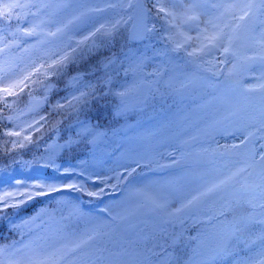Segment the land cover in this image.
Wrapping results in <instances>:
<instances>
[{
	"label": "snow or ice",
	"instance_id": "1",
	"mask_svg": "<svg viewBox=\"0 0 264 264\" xmlns=\"http://www.w3.org/2000/svg\"><path fill=\"white\" fill-rule=\"evenodd\" d=\"M145 41L162 43L170 68L143 71L149 58L127 45ZM223 68L228 71L218 70ZM120 69L125 81L129 73L140 79L120 83ZM245 72L251 75L243 77ZM65 77L69 94L52 105L53 112L71 109L79 116L111 97L117 117L144 115L168 99L170 114L129 126L143 131L103 153L123 149V163L106 169L108 175L86 160L57 164L74 144L88 141L95 148L105 135L98 123L77 119L76 139L49 143L40 134L48 116L25 119L47 106L52 78ZM220 77L232 87L221 90ZM37 88L43 98L33 97ZM25 90L30 107L23 111L16 105ZM0 104V123L13 125L3 133L10 141L0 155L15 157L30 148L38 153L31 161L13 158L9 167L43 162L54 173L7 188L0 183V222L7 221L16 237H0L6 241L0 264H264V0H0ZM5 109L18 114L4 116ZM227 128L243 139L213 147ZM91 155L96 160L95 151ZM69 191L81 194L77 202L65 198ZM53 194L57 204H71L68 216L57 218L48 206L21 215ZM83 197L103 206L85 212ZM237 209L249 211L235 215ZM73 217L86 227L74 226ZM200 225L212 226L210 237L201 239V228L185 240ZM181 242L179 253L169 252ZM191 244L196 246L184 260Z\"/></svg>",
	"mask_w": 264,
	"mask_h": 264
},
{
	"label": "rangeland",
	"instance_id": "2",
	"mask_svg": "<svg viewBox=\"0 0 264 264\" xmlns=\"http://www.w3.org/2000/svg\"><path fill=\"white\" fill-rule=\"evenodd\" d=\"M14 27H15V25L13 26V28ZM23 27H29V25L27 23H24L23 24ZM189 35L195 36L196 33L195 32H190ZM8 39H11V37H8L6 35V41ZM28 43H32V41L29 40ZM154 44L155 43L152 42V41H147L144 44H140V45H130V46H128V48H131L133 50H137L138 49L139 50V53H143L144 55H146L149 58V61L147 63V66L143 69L144 72H152V71H154L157 68V66H159V69L160 70H163L165 68H170L171 67V64L169 63L170 58L163 55V47L153 46ZM146 45L148 46V51L147 52H145V46ZM119 47L120 46H118L117 49H119ZM229 67H231V65H229ZM227 71H228V69H227ZM120 72H121V77L119 79V82L120 83H128V84H131L134 79H136L137 81L140 79L138 76L134 77L132 73H129L128 78H127V81H125L123 79V69H120ZM187 72L188 73H193V72H195V69L188 70ZM242 76L243 77H247V75L245 73H243ZM212 83L213 84H216L217 82L212 81ZM248 83H253V81H248ZM232 85H233V82L230 83L226 87H220V89L221 90L230 89L232 87ZM42 92L45 93L43 90H42ZM68 94L69 93L67 91V94L66 95H68ZM32 95L35 98H43L44 97V95H42L40 93H37V92L32 93ZM100 102H101V105L103 107L110 108L111 109L112 116L114 117V115H113L114 105L117 103V101L113 100L111 97H108L106 100H101ZM200 102L201 101H197V103H200ZM165 103H167V101ZM155 105H154L153 108L148 109L147 113H145L144 115H141V114L136 113V112H129L126 115H122V116L117 117V119H119V118H123V117L128 116V115H136L137 119L136 120H133V121L132 120H129V121L123 122L121 124H117L116 123V125L112 126V129H111L110 132H107L105 130L99 131V132H104L105 133V135L103 137H101L102 143H99V145L97 147H95V148H94L93 145H91L89 143L88 149L86 150V154L85 155L78 157V159L76 161L66 160V162L63 161L62 163H64V166H68L69 163H73L74 164L78 160H86L89 163V165H93L94 166V170L95 171L100 172L101 175H108L109 173L107 171H105L106 169L115 167L118 163H123V161L120 160L121 152L123 151V149H121V152H115V154H111L109 156H105V155H103V153H105V152L111 153L112 152V149H114L117 144H119L122 141H124L127 136H133V135H136L137 132H142L143 131V127L138 128L135 131H133V130L130 129L129 126L136 125L138 121H140L142 119H146L147 116H156L157 118H159L161 116H164L159 111L160 110V109H158L159 106H156L155 107ZM28 107H30L29 100L27 101V103L25 104V106L22 109H20V110L26 111ZM192 107H193V105L191 103H189L187 105V108L189 110ZM69 110L70 109H68L67 111H69ZM88 112H89V110H87L86 114L85 113H81V114H79V116L76 113H74V117L71 118V121H70V125L69 126L70 127L71 126L77 127L76 126L77 119L85 120V116L88 115ZM16 114H18V113L12 112L10 114H6V116H8V115H16ZM37 116L38 115H36V116H26L25 119H27L30 122L32 119H36ZM21 126H23V124H21ZM12 128H13V125L11 123H8L6 121V126H5L4 132H6L8 130H11ZM15 130L16 131H19L18 128L15 129ZM226 131L227 132L229 131V132H231L233 134V129L232 128H227V129L223 130L222 132H220L215 137V141H220L221 138H222V136L227 133ZM90 139L91 138L89 137V140ZM2 140H3V143L5 144L6 141H10V138L3 135ZM65 141H66L65 139L60 138L59 134H57L56 137H54L51 141H49V143L56 142V143H59V144H63ZM228 141H229V144L228 145H231V144L234 143V139L233 138H230ZM9 145L11 146V143L10 142L7 143V147L8 148H9ZM214 145H215V142H214L213 146ZM41 151H42V149H41ZM93 151H95V153H96V160H93V157L91 155V153ZM167 151H171V149H167ZM34 154H38V153H36V151H33L30 157H27V155H26V156H23L22 158L21 157L20 158H17V161H30V158H32ZM20 155H22V154H20ZM56 163L57 164H61L58 161ZM10 164L11 163H5L3 165H0V169H3L2 171H0V175H4L6 172H8L9 170H12L13 168L25 169L28 166L27 164H24V163H21V162H17L16 164H14L11 167H9ZM141 171H145V169H142ZM23 178H24L23 179L24 181H27L28 183H32V182H34L33 179L36 180L39 177H36V176H23ZM14 182H15V180L13 178L12 179H9V180L0 181V183H2L3 184V187H5V188H7L9 186V183H14ZM59 182L68 183L69 182V179H62L61 178L59 180ZM78 197H79V195L77 193H72V192H68L66 194V196H65V198L67 200L72 201V202H77L78 201ZM58 199H59V197H57L56 194H55V207L53 209H56L57 210V212H56L57 218L60 215L68 216V214L72 210L71 204H68L67 206L59 205V204H57V200ZM83 203L85 204V206L89 204L88 201H85ZM85 206H83V210L85 212L95 213L103 205L102 204H99L97 206L98 208H95V209H92V210H91V208H87ZM92 207H95V206H92ZM71 223L74 226H78L81 229H83L84 227H86V224H85V222L83 220L77 222V220H76L75 217H73ZM150 224H151V222H149V225ZM141 227H143V225H141ZM211 229H212V226L206 225V228L204 230H206L207 233H209V231ZM169 231H171V230L169 229ZM130 238L131 239H135V236L130 237ZM253 238H254V236H253ZM201 239H202V237H201ZM151 246H152L151 243H149L148 244V247H151ZM195 246H196L195 244L189 245L188 252L190 253V256L192 255L191 249L194 248ZM140 247H143V244H141ZM192 263L195 264V259L192 260Z\"/></svg>",
	"mask_w": 264,
	"mask_h": 264
},
{
	"label": "trees",
	"instance_id": "3",
	"mask_svg": "<svg viewBox=\"0 0 264 264\" xmlns=\"http://www.w3.org/2000/svg\"><path fill=\"white\" fill-rule=\"evenodd\" d=\"M60 91H55L54 92V95L52 96V100L55 101V96L59 93ZM25 100V97L22 96L19 103L17 105H21ZM54 105V104H53ZM50 108H52V105H50ZM48 115H49V118H48V121H49V131L51 132H54V130L51 129V127H55L56 125H58L59 122H62L64 120V115L62 112H53V111H50L48 112ZM104 120H107L104 118ZM44 130V129H43ZM51 132H48L47 134H51ZM2 133V125L0 124V134ZM66 135V134H64ZM42 199H45V198H38V201L37 203H40V201ZM47 203V202H45ZM8 223L6 221L4 222H0V232L2 231V229L4 228V233H3V236H0V237H7V235L9 234L8 230H7V225ZM3 240V239H0V241Z\"/></svg>",
	"mask_w": 264,
	"mask_h": 264
}]
</instances>
